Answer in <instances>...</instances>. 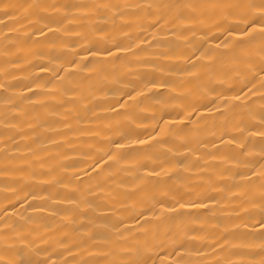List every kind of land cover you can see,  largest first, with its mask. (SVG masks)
Instances as JSON below:
<instances>
[{
    "label": "bare ground",
    "instance_id": "6f19581e",
    "mask_svg": "<svg viewBox=\"0 0 264 264\" xmlns=\"http://www.w3.org/2000/svg\"><path fill=\"white\" fill-rule=\"evenodd\" d=\"M0 264H264V0H0Z\"/></svg>",
    "mask_w": 264,
    "mask_h": 264
}]
</instances>
